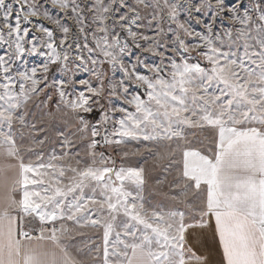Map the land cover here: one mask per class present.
I'll use <instances>...</instances> for the list:
<instances>
[{
  "label": "snow or ice",
  "instance_id": "1",
  "mask_svg": "<svg viewBox=\"0 0 264 264\" xmlns=\"http://www.w3.org/2000/svg\"><path fill=\"white\" fill-rule=\"evenodd\" d=\"M51 2L60 9L71 5L74 25L42 11L36 0H0V44L8 48L7 58L0 55V158L17 162L0 164V264H206L207 257L197 255L189 244L195 229L211 232L220 249L219 264H264V0H255L251 7L243 0H215V5L211 0H188L190 13L213 12L204 23L206 34L180 22L178 4L170 0H163V6L159 0L155 5L151 0ZM149 8L153 12L146 26L155 21L156 36L161 35L160 14L165 13L195 41L186 43L177 32L174 46H169L142 35L141 11ZM40 16L56 28L39 22L37 28L47 39L26 41L30 28L22 22L31 25L30 18ZM226 17L230 27L214 32L215 21L223 23ZM96 32L103 35L97 39ZM121 33L133 42L139 35L148 42L145 50L160 57L158 64L137 57L148 75L134 65L131 71L125 67L121 56L129 42ZM67 49L93 65L103 62L91 55L99 49L113 69L119 66L125 73L128 83L111 84L105 97L104 73L93 70L97 86L79 80L85 90L70 99L66 89L74 84L71 77L49 81L47 75L49 65L58 62L72 71ZM194 51L206 63L189 62ZM25 52L48 55L39 77L35 67L14 71ZM133 81L145 88L146 99L129 93ZM113 97H123L124 105L134 106V111L117 105ZM101 99L107 100V108ZM50 104L56 112L76 113L77 131L91 137L86 145L90 161L72 152L76 133L66 135L62 129L56 131L61 153L44 159L48 128L32 116L37 110L54 115ZM93 106L101 111L90 123L80 113L93 114ZM195 129L213 133L207 144L199 141L197 146L189 139ZM16 131L21 140L27 132L26 150L35 162H25ZM132 141L157 148L149 151L153 169L167 161L163 179L158 177L156 183L172 192L169 203L146 208L140 193L149 170L110 167L114 160L97 151ZM12 168L15 174L9 176ZM84 228L102 229L101 243L78 245L75 230Z\"/></svg>",
  "mask_w": 264,
  "mask_h": 264
},
{
  "label": "rangeland",
  "instance_id": "2",
  "mask_svg": "<svg viewBox=\"0 0 264 264\" xmlns=\"http://www.w3.org/2000/svg\"><path fill=\"white\" fill-rule=\"evenodd\" d=\"M11 2V0H9ZM131 2L134 3V0H131ZM161 6H163V0H159ZM170 2H176L178 4V19L180 22L185 23L187 27H190V29H194L195 31L202 32L206 34V29L204 28V23L209 22V17L213 15V12L211 10L204 11L201 13H190L188 10V0H170ZM212 4L215 5V0H211ZM255 2V0H243V3L247 7H251V4ZM36 3L40 6H42V11H47L49 15L53 16L56 19L61 20L62 23H65L67 26L74 25L75 21L73 17L71 16V5L68 9H60L58 6L53 5L51 0H36ZM151 3L154 5L157 3V0H151ZM179 5H184L185 7L181 8ZM16 6L14 5V8ZM157 12H159V9H156ZM153 12L152 8L149 9H143L141 11V21H140V28L139 32L144 35L148 36L150 38H155L159 40L164 45L174 46L173 41L175 39V34L179 32L181 37L185 40L186 43L194 42V37H189L186 34L182 32V30H179L177 27V24L173 21H171L169 18H167L165 13H161L162 19H160L159 22V28L162 29L161 35L156 36L155 32L157 31L156 28V22L152 21V27H147L149 21L151 20V14ZM15 15V13H14ZM33 23L31 25H24L22 22V27L26 26L30 28L29 36L26 37V41L33 39V38H41L46 40L47 38L44 36L42 32H40L37 28V23L42 22L45 26L55 29L56 25L52 24L50 20L45 19L43 16L40 17H32L30 18ZM200 21V22H198ZM230 27V21L225 18V21L222 23L220 20H216L214 24V32L220 31L223 32L224 30L228 29ZM73 31L75 29L73 28ZM55 35L57 37V41H59L60 38V32L57 29L55 32ZM103 34L100 32H96V38L99 39ZM121 38L126 39L129 42L128 48L125 50V52L122 54L121 59L125 65L129 69V71L132 70L133 65L136 68L137 72H140L141 74L148 75L146 69L143 68V66L137 61V57L142 59L147 64H158L160 62V57L154 53L147 52L145 49L148 47V42L143 40L139 35L135 39V42H133L131 37H126L124 33H121ZM72 41V32L69 33V42ZM88 43L89 47H93L95 44V40H93L92 35L89 34L88 36ZM136 43L140 44V47L137 48L135 45ZM25 47L28 48L29 45L25 43ZM58 51H62L61 48L57 49ZM41 52L47 53L49 50L46 48H41ZM67 51L70 53V59L68 61L69 68L72 69V71L66 72L63 64L57 63L55 65H49V72L48 77L49 81L52 80H59V79H66L69 76L73 80L74 84L69 85L67 87V91L72 93L70 99H75L79 92L84 89L83 85H80L78 83L79 80H88L94 87L97 86V78L93 75V70L103 72V83H104V95L107 97V94L110 90L111 84H118L120 80H125L126 83L128 81L126 80L125 73L117 66L115 69H113V66L107 62V59L102 55V53L97 49L94 53H92V57L94 59H97L98 61H103L102 63H99L98 65H93L90 62H81L78 59L75 58V53L72 52L71 49H67ZM84 56L87 58L89 56V53L87 51H84ZM0 55H4L6 58L8 56V48L7 45L0 44ZM48 61V55H41L40 53H31V52H25V54L20 58L17 59L14 65V71L16 69L24 70L25 68L31 69L33 67L37 68V77H39L42 74V68L41 65L46 63ZM199 61L202 64L206 63L203 61L202 58L198 57L196 52H192L191 56L189 57V62H196ZM167 62V61H165ZM80 65V67H77V65ZM139 85L138 81H133L129 85V93L130 94H138L143 99H146V92L145 88L143 86H137ZM46 91H50V89H46ZM86 95H90L87 92ZM56 99V97H54ZM117 105H124V99L121 97L119 100L116 98H112ZM101 104L105 106V108L108 107L107 100L101 99ZM128 108L129 111H134V106L132 105H124ZM94 107V113L88 114V113H80L81 115H84L85 119H87L90 123H95L99 119V113L101 110L98 106ZM33 108V105L30 103L28 105V110L31 112ZM50 109L54 113L52 116H46L42 115L39 110H37L34 115L32 116L33 119L38 118L39 122L42 124H46L48 128V135L49 140L48 142L43 146V153H44V159L47 161L49 156L54 152L56 155H59L61 153V145H60V138L56 135V131L58 129H62L65 131L66 135H71V133L75 132L76 135L71 137L74 141V147L72 148V152L79 151L80 157H82L85 161H90V157L87 156V143L88 140L91 138L90 134H83L77 131L79 128V123L75 119L76 113L72 112L71 110L65 109L60 112L55 111V105L50 104ZM121 114L116 113V116L119 117ZM19 126H16V129H18ZM112 126L109 125V131H111ZM14 129V131L16 130ZM194 134L190 132L189 139L193 141L197 146H199V141H203L205 144L208 143L209 139L213 135L212 132L208 130H201V129H195L192 130ZM82 137H87L83 138ZM16 139L17 144L21 145L22 147V154L25 162H35V156L32 153H29L26 149L30 146V140L27 137V132L25 133L24 140L20 139L19 131H16ZM99 139V138H97ZM112 139V137H110ZM39 151L40 149L37 148ZM157 151L156 147H153L152 145H146L143 142L140 141H132L130 143H125L119 146H107L105 148H99L97 149L98 152L103 151L105 153L106 157H111L112 160H114L113 163H109L108 166L114 167L116 169H119L120 167H144L146 170H149L150 175L147 179L146 184L144 185L141 195L144 198L145 201V207L150 208L153 205H158L162 203H169V197L172 195V192L167 187L166 184H160L158 185L156 183V179L159 177L160 179H163V169L164 166L167 164V161L162 162L158 167L153 169L154 164V157L149 154V151ZM127 152V156L124 155V153ZM75 157L72 159V164L75 165ZM17 162L14 159H8L5 160L3 158H0V164H12L15 165ZM15 174V168H12L9 170L8 175L12 176ZM175 169H173L171 175H175ZM171 177H169V183H170ZM39 190V189H37ZM86 194H91L89 189H85ZM76 235H75V241L78 245L82 246L84 244H87L91 246L92 241H94L96 244L101 243V237H102V229L99 228H84V229H76ZM74 254V253H73Z\"/></svg>",
  "mask_w": 264,
  "mask_h": 264
},
{
  "label": "crops",
  "instance_id": "3",
  "mask_svg": "<svg viewBox=\"0 0 264 264\" xmlns=\"http://www.w3.org/2000/svg\"><path fill=\"white\" fill-rule=\"evenodd\" d=\"M189 244L197 255L207 257L206 264H219L220 249L212 238L211 232L195 229L193 235L189 237ZM190 264H198V262L193 260Z\"/></svg>",
  "mask_w": 264,
  "mask_h": 264
}]
</instances>
